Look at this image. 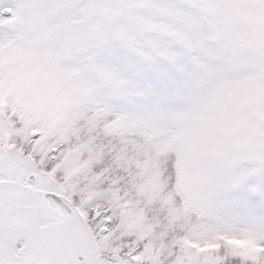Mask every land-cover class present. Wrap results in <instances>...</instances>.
<instances>
[{
	"label": "snow or ice",
	"instance_id": "snow-or-ice-1",
	"mask_svg": "<svg viewBox=\"0 0 264 264\" xmlns=\"http://www.w3.org/2000/svg\"><path fill=\"white\" fill-rule=\"evenodd\" d=\"M0 264H264V0H0Z\"/></svg>",
	"mask_w": 264,
	"mask_h": 264
}]
</instances>
